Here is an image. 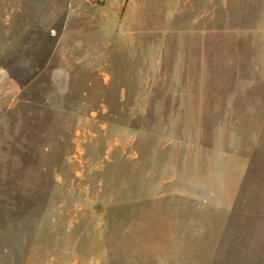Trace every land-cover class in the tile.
<instances>
[{"label":"rangeland","instance_id":"obj_1","mask_svg":"<svg viewBox=\"0 0 264 264\" xmlns=\"http://www.w3.org/2000/svg\"><path fill=\"white\" fill-rule=\"evenodd\" d=\"M0 264H264V0H0Z\"/></svg>","mask_w":264,"mask_h":264},{"label":"built area","instance_id":"obj_2","mask_svg":"<svg viewBox=\"0 0 264 264\" xmlns=\"http://www.w3.org/2000/svg\"><path fill=\"white\" fill-rule=\"evenodd\" d=\"M98 1H103V0H98Z\"/></svg>","mask_w":264,"mask_h":264},{"label":"crops","instance_id":"obj_3","mask_svg":"<svg viewBox=\"0 0 264 264\" xmlns=\"http://www.w3.org/2000/svg\"><path fill=\"white\" fill-rule=\"evenodd\" d=\"M131 1H133V0H131Z\"/></svg>","mask_w":264,"mask_h":264}]
</instances>
